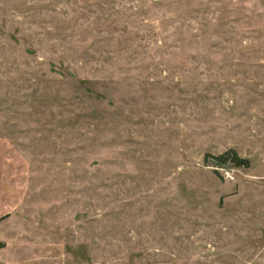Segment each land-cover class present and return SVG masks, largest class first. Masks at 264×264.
Segmentation results:
<instances>
[{
  "label": "rangeland",
  "instance_id": "1",
  "mask_svg": "<svg viewBox=\"0 0 264 264\" xmlns=\"http://www.w3.org/2000/svg\"><path fill=\"white\" fill-rule=\"evenodd\" d=\"M0 264H264V0H0Z\"/></svg>",
  "mask_w": 264,
  "mask_h": 264
},
{
  "label": "trees",
  "instance_id": "2",
  "mask_svg": "<svg viewBox=\"0 0 264 264\" xmlns=\"http://www.w3.org/2000/svg\"><path fill=\"white\" fill-rule=\"evenodd\" d=\"M213 158L220 163H226V162L239 163L241 160H243L241 157L237 155L234 149H229L225 151L224 153L213 156Z\"/></svg>",
  "mask_w": 264,
  "mask_h": 264
}]
</instances>
